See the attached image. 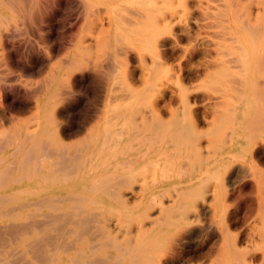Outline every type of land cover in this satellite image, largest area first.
<instances>
[{
  "label": "bare ground",
  "instance_id": "1",
  "mask_svg": "<svg viewBox=\"0 0 264 264\" xmlns=\"http://www.w3.org/2000/svg\"><path fill=\"white\" fill-rule=\"evenodd\" d=\"M49 1L0 0V264H264V0H74L66 43Z\"/></svg>",
  "mask_w": 264,
  "mask_h": 264
},
{
  "label": "rangeland",
  "instance_id": "2",
  "mask_svg": "<svg viewBox=\"0 0 264 264\" xmlns=\"http://www.w3.org/2000/svg\"><path fill=\"white\" fill-rule=\"evenodd\" d=\"M51 1L52 0L49 1V4L51 3V5H53L54 8H57L59 10H63V16L61 15L59 17V19H58V22L56 24H54V26H53V32H52V37L51 38H52V40H55V41L57 40V42H60V43H64L65 42L66 43V42H68V40L71 39V36H72L70 30H72V28H74L78 24L77 22H80V19H79L80 12L75 7V4H72V3H74V0H64L63 2L54 1L53 0L52 1L53 3ZM59 6H61V7L59 8ZM74 7H75V9H74ZM124 7H125V9H123ZM124 7L122 8V10L119 13L116 12L118 17L120 18L119 19L120 21L127 19V18H125V14L128 13V11H130V9H131L128 6H124ZM127 8L128 9L130 8V9L128 10ZM120 13H122V14L119 15ZM111 15H112V13H110V16ZM78 25L80 26L81 24L79 23ZM76 27H75V29H76ZM76 32H77V30H75V36H76L75 39L78 37V35H76L77 34ZM185 42H186V39L184 40L183 44H185ZM185 45L187 46V43ZM44 46H45V44L41 43L40 38L38 39L37 36H35L33 33L29 32V33L26 34V36L24 38H22V45H21L22 48L20 47L21 49L19 48V50H20L21 54H26V53L33 54L34 53V55H36L38 49L40 47H44ZM21 50H22V52H21ZM200 60H201V57L197 56V57H195L192 60V62L194 64L195 63L197 64L198 61H200ZM133 63H134V65H133ZM174 63L177 64V61H172V59H171L169 61V66H173ZM136 65L137 64L135 62H133L132 60L131 61L129 60L128 63H127V67L123 66L124 70L120 69L118 71V73L116 74L117 76L115 75L116 77L114 76L113 78H110L109 81L107 79H105L104 83H100L99 81H94L93 83L91 82L90 85H88V87H87V89H89L91 92L89 90H87V89L81 90L80 92L79 91H75V95L74 96H76L77 94L78 95L76 97H74L75 100H73V98H72L73 101L71 100V103H72V106H73L72 109L74 110V113H75L74 114L75 115L74 118L78 122L81 123V122H83L86 119L87 116H91L92 113H90V112H92V110H95L94 107H95L96 102L98 101V97H99L98 96V92H99L98 88L106 85V86L110 87L111 89H113L114 88L113 86H117V84L118 85L121 84V86L125 85V83H123V82H125V75L124 74H126V75L128 74V76H126V77H128L127 80H129V82L131 81L130 83L132 85H135L136 88H141V86H142L141 77H140L141 76V70H139V68ZM133 68H135V70ZM126 69L129 70V71H127ZM125 70L127 72H125ZM130 72H132L133 74L135 73V75H134L135 79L133 78V74L130 73ZM118 75H120V76H118ZM15 78H17L16 74H15ZM136 78L138 80H136ZM24 79L27 80L28 78L27 79L24 78ZM119 81L121 83H119ZM139 81H140V83H139ZM97 82L99 83V85H98ZM113 82H116V83L114 84ZM14 84H16L17 86H15V87H17L18 90H20L22 92H25L27 90L26 84L22 85L19 81L15 82ZM101 84H102V86H100ZM118 88H120V87H118ZM96 89H98V90H96ZM115 89H117V87H115L114 90ZM86 91H87V93H86ZM201 91H202V93L206 92L205 94H207L206 90H201ZM82 96H83V98H82ZM9 97H10L9 98V103H10V105H13L11 107L12 111L9 112L10 115L14 116V117L18 116L19 119H26L29 116L28 112L22 114V113H19L18 110H16L17 107L22 106V104L24 103V99L22 98V95L21 94L18 95L15 91H10L9 92ZM16 114H18V115H16ZM4 116H6L8 118L10 117L9 115L0 112V132L9 131V129H8L9 127H7V125L4 123ZM71 140H75V139H71ZM201 240H202V242H201ZM193 245H194V247L203 245V246H205L207 248H209V246H210V244H208V239H206L204 236L196 238V240L193 241Z\"/></svg>",
  "mask_w": 264,
  "mask_h": 264
}]
</instances>
